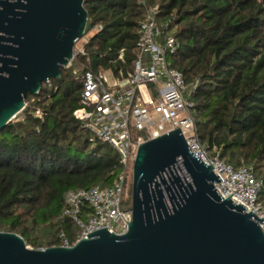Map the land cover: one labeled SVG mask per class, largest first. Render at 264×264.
Instances as JSON below:
<instances>
[{"label": "trees", "instance_id": "16d2710c", "mask_svg": "<svg viewBox=\"0 0 264 264\" xmlns=\"http://www.w3.org/2000/svg\"><path fill=\"white\" fill-rule=\"evenodd\" d=\"M147 2L159 7L165 31L176 29L172 67L199 81L192 100L200 141L235 166L264 163V0ZM84 7L86 34L102 28L78 58L84 68L63 69L52 80L56 91L28 95L23 118L0 132V231L34 249L61 246L62 231L74 244L75 224L55 221L66 193L110 184L121 169L119 154L92 139L73 112L84 70L132 69L145 10L140 0H84ZM121 49L125 63H114Z\"/></svg>", "mask_w": 264, "mask_h": 264}, {"label": "water", "instance_id": "95a60500", "mask_svg": "<svg viewBox=\"0 0 264 264\" xmlns=\"http://www.w3.org/2000/svg\"><path fill=\"white\" fill-rule=\"evenodd\" d=\"M84 0H0V132L58 80L86 35ZM179 129L142 144L133 167L126 233L95 231L72 247L32 249L0 231V264H264V233Z\"/></svg>", "mask_w": 264, "mask_h": 264}, {"label": "built area", "instance_id": "2783aa9c", "mask_svg": "<svg viewBox=\"0 0 264 264\" xmlns=\"http://www.w3.org/2000/svg\"><path fill=\"white\" fill-rule=\"evenodd\" d=\"M140 4L145 15L137 29L132 69L110 68L97 73L84 70L81 106L73 112V117L91 133L92 139L109 145L119 154L121 169L109 186L99 184L68 191L65 206L55 221H72L78 227L75 243L105 228L109 233H126L133 219L130 192L139 147L179 128L191 151L205 165L211 164L215 175L222 180L215 183V189L223 200L232 195L230 199L235 205L247 208L245 213L252 212L264 219V202L260 200L264 176H258L255 163L235 166L222 159L216 147L210 151L200 141L192 100L199 81L188 83L183 73L172 67L171 57L179 48L176 29L165 31L163 28L168 25L159 24L158 6L149 5L147 0H140ZM101 29L97 26L91 32ZM84 37L81 48H75L73 59L64 68L73 69L74 75L79 74L80 67L84 68L78 58L85 54L84 46L91 38ZM117 61L125 63L124 49L118 52L114 63ZM42 88L51 92L57 89L52 80L44 82ZM125 202L129 205L122 208ZM259 225L264 233V223ZM59 237L62 247L75 244L70 243L64 231Z\"/></svg>", "mask_w": 264, "mask_h": 264}, {"label": "rangeland", "instance_id": "374dc122", "mask_svg": "<svg viewBox=\"0 0 264 264\" xmlns=\"http://www.w3.org/2000/svg\"><path fill=\"white\" fill-rule=\"evenodd\" d=\"M94 34V32H90L89 34H86V37H84L85 39H87V38H90L91 36L90 35H93ZM82 44H83V40H81L80 42H78L77 44H76V46H75V48L76 49H79V48H81V46H82ZM36 114H37V112H36ZM23 118V114H18L17 115V117L15 118V119H13V121L12 122H17V121H19V120H21ZM257 166V174H258V176L260 175V176H264V163H261V164H257L256 165ZM109 185H111V183L109 184V183H106V184H102L101 186L102 187H106V186H109ZM131 186V185H130ZM132 187V186H131ZM130 187V188H131ZM132 189V188H131ZM131 192H132V190H131ZM131 192H130V196H131ZM260 200H262L263 202H264V189L262 190V192H261V195H260ZM130 202V201H129ZM129 202H125L124 204H123V206H122V208H126L128 205H129ZM74 230H75V234L78 236V234H79V229H78V227L75 225V227H74ZM78 233V234H77ZM29 248H32V249H34L31 245H27Z\"/></svg>", "mask_w": 264, "mask_h": 264}]
</instances>
